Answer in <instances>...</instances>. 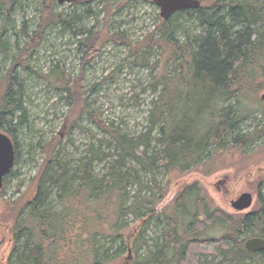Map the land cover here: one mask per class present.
I'll list each match as a JSON object with an SVG mask.
<instances>
[{"label":"trees","instance_id":"16d2710c","mask_svg":"<svg viewBox=\"0 0 264 264\" xmlns=\"http://www.w3.org/2000/svg\"><path fill=\"white\" fill-rule=\"evenodd\" d=\"M15 1L0 0L7 7L6 14L12 12ZM56 1L41 3L38 26L20 50L22 55L0 80V130L7 135L8 126L17 127L24 120L14 65L34 52L49 23L66 25L62 14L54 10ZM199 1L196 9L180 10L167 20L161 19L154 31L136 44L125 33H79L82 66L100 54L104 38L128 45L139 62L146 49L159 48L163 68L153 87L161 84L162 89L149 112L146 132L127 136L100 123L108 134L103 140L106 149L90 147L87 155L77 159L71 175L67 162L54 151L60 136L40 143L46 156L34 177L30 197L17 210V215H23L12 231L20 247L9 264H106L121 258L127 246V215L140 222L132 240L135 258L127 259V264H264V250L255 253L244 247L248 237L264 238L263 180L257 190L259 209L245 214L231 215L212 207L197 184L179 193L161 212L155 211L164 194L157 180L162 169L184 172L214 162V153L241 150L263 133H242L238 126L260 110L259 106L248 110L242 100L255 98L264 87V0ZM183 17L192 29L177 25ZM21 31L25 32L24 28ZM180 32L182 40L177 37ZM172 67L175 71L171 74ZM72 87L66 81L64 91L70 96ZM234 98V106L226 105ZM80 111L88 112L85 108ZM95 161L106 163L103 173L95 172ZM70 179L78 183L69 188ZM128 183L136 186L129 203L125 192ZM154 187L160 193L158 198L142 195ZM52 192H56L55 200ZM161 217L168 224L162 226L158 237L145 235L151 221L160 224ZM215 228L220 229V236L208 237L206 233ZM199 244H209L212 249L201 250Z\"/></svg>","mask_w":264,"mask_h":264},{"label":"rangeland","instance_id":"374dc122","mask_svg":"<svg viewBox=\"0 0 264 264\" xmlns=\"http://www.w3.org/2000/svg\"><path fill=\"white\" fill-rule=\"evenodd\" d=\"M43 1L16 0L9 14L5 13L7 7L0 3V80L13 66L15 58L22 55L20 50L38 26ZM54 10L62 14L66 25L49 23L41 32L40 43L34 52L14 65L22 90L24 120L17 127H7L18 155L0 189V264H9L15 249L20 247L14 242L12 229L23 215H17V210L30 197L34 177L46 156L40 143L63 133L57 139L54 151L57 150L59 157L67 162L71 175L77 159L87 155L90 147L106 149L103 140L108 134L100 128V123L112 125L127 136L146 132L149 112L162 89L161 84L153 87L163 68V56L156 46L152 50L146 49L142 53V62H139L130 54L128 45L115 44L104 38L100 54L82 66V53L77 42L80 32L97 30L109 34L125 33L136 44L154 31L161 20L159 9L151 0H65L62 3L56 1ZM186 19H178L177 25L192 29ZM22 28L25 32L21 31ZM158 35L157 31L155 36ZM177 37L183 39L181 32ZM174 71L172 67L170 73ZM66 81L68 86L74 87L73 96L64 91ZM236 102L234 98L226 105L234 106ZM242 104L248 110H255L258 106L260 110L240 121L238 128L242 133L259 130L263 132L260 137L245 144L241 150L218 151L213 154L216 156L214 162L202 163L184 172L162 169L157 173V180L164 194L155 205L156 213L171 205L179 193L193 184L202 189L209 205L227 214H245L259 209L257 190L260 181H264V87L256 92L255 98L243 99ZM82 108L89 113H82ZM106 166L104 162H94L95 172L103 173ZM140 174L150 178L148 173ZM77 183V180L70 179L69 188ZM135 191V184L126 185V202L132 201ZM244 191L252 193L253 201L249 208L237 212L232 209L230 201ZM143 194L156 199L160 193L154 187ZM260 194L264 197V182ZM55 197L56 192H52V200ZM125 220L129 223L124 232L126 251L121 258L106 264H127V259L135 258L131 250L132 240L140 222L133 220L132 215H127ZM161 220L160 224L151 221L152 226L145 235L158 237L162 226L168 224L166 218ZM206 234L213 238L219 237L221 232L215 228ZM198 247L205 251L212 249L209 244H199ZM114 251L115 244L110 253Z\"/></svg>","mask_w":264,"mask_h":264},{"label":"water","instance_id":"95a60500","mask_svg":"<svg viewBox=\"0 0 264 264\" xmlns=\"http://www.w3.org/2000/svg\"><path fill=\"white\" fill-rule=\"evenodd\" d=\"M65 0H58L62 3ZM159 9V16L163 20L169 19L172 14L185 9H196L200 6L199 0H151ZM263 97V96H262ZM62 136V132L58 133ZM15 165V147L12 139L0 131V189L3 187L4 178L10 173ZM253 201L251 192H241L235 199L230 201L233 210L240 212L249 208ZM247 251L257 252L264 250V238L259 236L249 237L244 241Z\"/></svg>","mask_w":264,"mask_h":264},{"label":"flooded vegetation","instance_id":"af4514ba","mask_svg":"<svg viewBox=\"0 0 264 264\" xmlns=\"http://www.w3.org/2000/svg\"><path fill=\"white\" fill-rule=\"evenodd\" d=\"M255 253H258V251H257V252H255Z\"/></svg>","mask_w":264,"mask_h":264},{"label":"bare ground","instance_id":"6f19581e","mask_svg":"<svg viewBox=\"0 0 264 264\" xmlns=\"http://www.w3.org/2000/svg\"><path fill=\"white\" fill-rule=\"evenodd\" d=\"M246 250V249H245ZM247 251V250H246ZM250 252V251H249Z\"/></svg>","mask_w":264,"mask_h":264}]
</instances>
